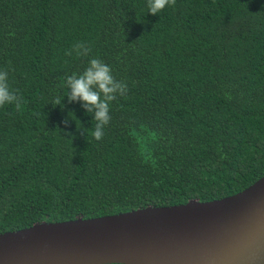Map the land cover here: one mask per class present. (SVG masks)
<instances>
[{"label":"trees","instance_id":"trees-1","mask_svg":"<svg viewBox=\"0 0 264 264\" xmlns=\"http://www.w3.org/2000/svg\"><path fill=\"white\" fill-rule=\"evenodd\" d=\"M77 41L86 58L67 56ZM91 58L127 83L99 141L80 103L50 102ZM0 232L207 200L264 174V0H0ZM91 132L92 129H89ZM102 264H126L110 262Z\"/></svg>","mask_w":264,"mask_h":264},{"label":"water","instance_id":"water-1","mask_svg":"<svg viewBox=\"0 0 264 264\" xmlns=\"http://www.w3.org/2000/svg\"><path fill=\"white\" fill-rule=\"evenodd\" d=\"M264 264V174L218 198L0 232V264Z\"/></svg>","mask_w":264,"mask_h":264},{"label":"clouds","instance_id":"clouds-1","mask_svg":"<svg viewBox=\"0 0 264 264\" xmlns=\"http://www.w3.org/2000/svg\"><path fill=\"white\" fill-rule=\"evenodd\" d=\"M176 0H146L147 13L157 15L168 6H175ZM91 48L84 41H77L66 50L67 56L73 54L78 58H86L90 55ZM62 85L67 92L62 97H56L51 104L53 106L66 107L67 102L80 103L86 114L92 117V127L85 128L74 111H69L68 117L63 123L68 126L75 121L77 129L88 138L91 135L99 141L105 135V128L111 121L110 104L118 97H126L128 85L126 82L117 80L112 74L110 65L99 58H91L88 66L80 74L73 73L63 78ZM21 97L9 85V74L6 69L0 70V107L5 105H21ZM89 129H92L90 132Z\"/></svg>","mask_w":264,"mask_h":264}]
</instances>
